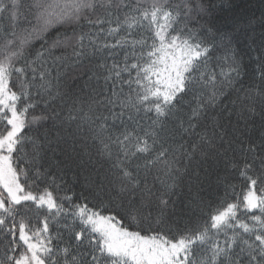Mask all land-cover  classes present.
<instances>
[{"label": "snow or ice", "instance_id": "1", "mask_svg": "<svg viewBox=\"0 0 264 264\" xmlns=\"http://www.w3.org/2000/svg\"><path fill=\"white\" fill-rule=\"evenodd\" d=\"M212 13L206 0H0V264H264V133L217 132L241 64ZM259 24L264 81V11ZM42 92L108 163L98 203L33 173L25 131L46 119L30 115ZM256 97L264 127V85ZM256 97L245 94L242 114L255 116ZM225 144L224 195L177 214L192 162Z\"/></svg>", "mask_w": 264, "mask_h": 264}, {"label": "trees", "instance_id": "2", "mask_svg": "<svg viewBox=\"0 0 264 264\" xmlns=\"http://www.w3.org/2000/svg\"><path fill=\"white\" fill-rule=\"evenodd\" d=\"M206 2L213 5L212 15L217 26L222 31L233 32L235 37L233 48L236 59L241 64L239 82L230 90L231 94L227 95L221 104V108L226 106L227 111L223 112L221 116L220 123L223 127L217 129V132H226L225 139L231 140L233 130L238 129L243 133L242 138L245 141L250 137L259 143V137L264 133V127H262L259 115L260 100L256 97V93L264 85V81H261L257 71L259 64L257 57L261 55L262 29L259 21L261 12L264 11V0H206ZM249 19H255L256 23L249 27L247 32L243 31V24H241L240 32L234 31V24L241 20L246 24ZM84 30L88 31L87 28ZM52 37H55L54 32ZM50 42L51 39H49ZM42 43L43 41L37 42L35 49L39 50ZM95 62L93 61V63ZM86 79L87 77L78 80L73 85V89H79ZM67 82L71 83V79L69 78ZM94 83L95 81H93ZM249 91L256 97L255 116L241 112L242 101ZM32 102L35 103L36 107L30 115L46 117L38 124L30 125L25 131V135L35 141V146L31 143L27 144L29 153L27 159L30 161L33 173L38 169L40 172H46L49 179L55 177L56 183L63 186L58 195L74 194L75 203L84 202L80 199L82 195L88 197L92 203H98L96 197L99 195L102 182L106 183L104 178L109 165L104 158L97 154L96 146L87 134V129L78 128V121L69 120L68 107L60 99L52 100L48 94L42 92L41 95L34 96ZM167 123L171 125V118ZM246 123L247 128H245ZM232 147L237 148L238 144H234ZM225 150L230 157L232 150L225 144L222 149L218 150L220 155H217L216 152H210L206 161L194 160L192 162L188 174L183 176V180L177 185L175 193L172 195L177 214L184 213L185 218L192 212L199 214V210L195 209L191 203V198L194 196L199 195L207 202L209 200L215 201L217 197L224 195V183H218V177L222 178L233 174L230 164L226 163L222 154ZM227 183L239 185L240 181L229 179ZM157 187H159L158 184ZM101 199H106V197L101 196ZM172 208L173 205L170 204V211Z\"/></svg>", "mask_w": 264, "mask_h": 264}]
</instances>
